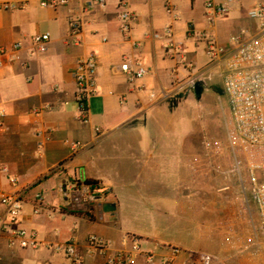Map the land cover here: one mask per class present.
Here are the masks:
<instances>
[{"label":"crops","instance_id":"obj_1","mask_svg":"<svg viewBox=\"0 0 264 264\" xmlns=\"http://www.w3.org/2000/svg\"><path fill=\"white\" fill-rule=\"evenodd\" d=\"M43 1L0 0V6H16L0 10V48L24 45L15 63L0 68V161L10 168L9 175H0V199L22 195L21 227L36 231L44 245L76 241L83 264H106L105 257L91 254L92 235L110 242L112 252L125 249L129 238L140 240L137 264H148L147 254L155 264H201L194 257L203 251V228L224 201L219 194L230 189L227 181L238 184L235 175L228 176L233 165L226 151L215 154L217 164L227 163L226 171L211 166L207 138L194 132L188 114L209 88L214 65L201 36L209 34L222 46L242 31L256 36L258 24L248 12L264 0H236L213 24L205 0H130L137 16L130 38L121 31L119 0H106L105 8L90 13L83 7L92 0H71L57 9L42 7ZM168 1L177 21L165 10ZM71 17L84 22L78 36L71 32ZM167 27L173 37H152ZM45 33L51 35L47 53L32 54V38ZM135 42L142 47L135 49ZM91 54L99 64L98 95L84 124L74 72ZM127 58L140 59L148 74L132 83L119 70ZM35 110L43 111L36 116ZM39 133H49L51 141L41 147ZM77 142L82 148L73 153ZM79 177L97 182L105 200L64 208L59 187ZM38 195L45 205L34 214ZM105 204L116 210L105 212ZM6 217L0 202V221ZM9 239L0 233V264H72L44 246L11 248ZM173 247L181 250L175 257Z\"/></svg>","mask_w":264,"mask_h":264},{"label":"built area","instance_id":"obj_2","mask_svg":"<svg viewBox=\"0 0 264 264\" xmlns=\"http://www.w3.org/2000/svg\"><path fill=\"white\" fill-rule=\"evenodd\" d=\"M129 2L130 0H119L121 31L127 38H130L134 23L137 20L136 14L129 7ZM235 2L236 0H224L220 3L215 0H205L207 20L213 24L218 18L226 17ZM70 3L71 0H45L41 6L57 9L61 6H68ZM96 7L105 8L106 0H92L83 7V12L90 13ZM13 8L16 6L10 4L0 6V10ZM165 10L176 21L179 19L175 8L169 1L166 2ZM248 17L258 24L259 33L254 37L247 38V32L242 31L240 34L231 37L229 46L218 44L212 36L206 33L202 34L201 37L206 42V54L212 63L223 64L226 69L224 90L229 100L234 123V128L228 130L230 139H237L251 149H258L250 155L257 161L249 166V190L258 209L260 231L264 236V5L261 4L250 10ZM70 26L73 36H78L83 30L84 22L80 18L71 17ZM173 35V29L167 27L160 33H154L152 37L160 40L171 38ZM31 42L32 54H45L49 49L51 35L49 33L36 35ZM133 46L135 49H140L142 43L135 42ZM23 48L22 42L15 43L9 48H0V68L15 63ZM98 68V59L95 54H91L79 60L74 72L76 101L79 105L81 122L84 124L89 122L90 100L98 95ZM119 70L128 75L132 83L143 79L148 74V69L144 63L137 58L125 59ZM191 85L196 88L197 82L192 80ZM151 97L154 98L155 95L152 94ZM42 111L35 110L34 114L40 116ZM37 136L41 139V147L45 142L51 141L49 133H39ZM80 148H82V144L79 142L71 145L73 153H76ZM240 171L239 164L237 167L233 165L232 172L228 176L233 174L240 181ZM236 172L239 173L240 178ZM9 174L10 168L0 161V175ZM241 184L244 192H246L242 180ZM224 190L230 189L227 187ZM59 193L62 206L73 209L91 206L106 198L98 183L87 184V180L82 177L69 183H62L59 187ZM0 202L7 207V217L4 221H0V233H6L10 236L9 246L11 248L39 250L44 246L63 254L71 260L72 264H83V257L80 255L79 244L76 241L66 244L44 245L39 241L36 231L21 227V217L25 204L22 195L2 196ZM44 205V197L36 196L33 202L34 214L41 212ZM88 241L91 254H99L105 257L106 264H137V257L142 254L140 240L136 238H129L125 249L113 252L110 250L111 243L99 236L92 235ZM171 250L173 257L181 253L177 247H173ZM198 259L201 264H215L218 261V257L207 253H199ZM146 261L148 264H155L153 254H147ZM162 264H170V261L165 260Z\"/></svg>","mask_w":264,"mask_h":264},{"label":"rangeland","instance_id":"obj_3","mask_svg":"<svg viewBox=\"0 0 264 264\" xmlns=\"http://www.w3.org/2000/svg\"><path fill=\"white\" fill-rule=\"evenodd\" d=\"M210 62L212 63L211 60ZM213 64L208 73L210 86L192 103L188 114L194 124V132L207 138L203 143L204 149L205 144H208L211 166L217 164L216 151H226L230 155L231 164L236 167L237 164L240 165L241 178L236 172L240 178L237 187L227 181L230 190L219 194L224 201L217 205L216 212H211L209 221L203 228V251L200 253L218 257L215 264H264V236L260 231L258 209L249 190V166L257 161L250 155L258 149H251L242 141L230 139L228 130L234 128V123L224 90L226 72L222 65ZM218 164L219 173L226 171V162L219 161ZM225 176L227 177V173ZM241 180L247 193L243 190ZM198 254L194 259L200 262Z\"/></svg>","mask_w":264,"mask_h":264},{"label":"water","instance_id":"obj_4","mask_svg":"<svg viewBox=\"0 0 264 264\" xmlns=\"http://www.w3.org/2000/svg\"><path fill=\"white\" fill-rule=\"evenodd\" d=\"M116 210V206L114 204H105L104 211L107 213L114 212Z\"/></svg>","mask_w":264,"mask_h":264},{"label":"trees","instance_id":"obj_5","mask_svg":"<svg viewBox=\"0 0 264 264\" xmlns=\"http://www.w3.org/2000/svg\"><path fill=\"white\" fill-rule=\"evenodd\" d=\"M87 184H97L95 181H87Z\"/></svg>","mask_w":264,"mask_h":264}]
</instances>
